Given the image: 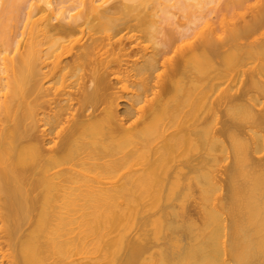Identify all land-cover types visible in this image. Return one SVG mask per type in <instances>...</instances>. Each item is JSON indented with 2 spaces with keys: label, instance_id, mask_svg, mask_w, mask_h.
Returning <instances> with one entry per match:
<instances>
[{
  "label": "bare ground",
  "instance_id": "6f19581e",
  "mask_svg": "<svg viewBox=\"0 0 264 264\" xmlns=\"http://www.w3.org/2000/svg\"><path fill=\"white\" fill-rule=\"evenodd\" d=\"M0 264H264V0H0Z\"/></svg>",
  "mask_w": 264,
  "mask_h": 264
}]
</instances>
